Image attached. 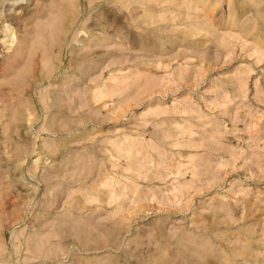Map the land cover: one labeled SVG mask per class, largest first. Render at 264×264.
Segmentation results:
<instances>
[{
  "label": "rangeland",
  "instance_id": "374dc122",
  "mask_svg": "<svg viewBox=\"0 0 264 264\" xmlns=\"http://www.w3.org/2000/svg\"><path fill=\"white\" fill-rule=\"evenodd\" d=\"M0 264H264V0H0Z\"/></svg>",
  "mask_w": 264,
  "mask_h": 264
},
{
  "label": "bare ground",
  "instance_id": "6f19581e",
  "mask_svg": "<svg viewBox=\"0 0 264 264\" xmlns=\"http://www.w3.org/2000/svg\"><path fill=\"white\" fill-rule=\"evenodd\" d=\"M44 22V21H43ZM46 22V21H45ZM52 23H54V21L52 22ZM3 26H9V24H4ZM5 28V27H4ZM49 28V27H48ZM3 31H5L6 33L9 31V27H6V29H4ZM13 31V30H12ZM11 31V32H12ZM12 38V37H11ZM11 40V39H10ZM13 40V39H12ZM45 60L46 59H44L43 61H44V63H45ZM50 61V60H49ZM46 62H47V60H46ZM15 64V63H14ZM50 64H51V62H50ZM9 66H11V65H9ZM12 83L13 84H15V81H12ZM19 87L21 86V85H18ZM7 90V89H6ZM24 91L25 90V87H20V91ZM10 93V92H9ZM93 96H94V98H98L99 97V93H98V91L96 90H94V93H93ZM41 99V98H40ZM46 105H48L47 104V102H46ZM34 109V108H33ZM36 116V115H35ZM30 120H32V118L30 119ZM35 168V167H34Z\"/></svg>",
  "mask_w": 264,
  "mask_h": 264
}]
</instances>
